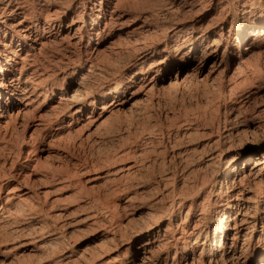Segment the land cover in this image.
Listing matches in <instances>:
<instances>
[{"label": "bare ground", "instance_id": "1", "mask_svg": "<svg viewBox=\"0 0 264 264\" xmlns=\"http://www.w3.org/2000/svg\"><path fill=\"white\" fill-rule=\"evenodd\" d=\"M126 1L80 0L77 8L83 18L64 27L61 14L70 6L66 1L54 8V0H0V129L10 124L8 119L26 116L36 99L46 92L51 100L36 107L37 122L31 126L25 122V127L65 135L83 120L76 116L86 113L90 131L107 113L111 115L123 108L140 93L148 95L168 78L169 85L192 76L227 81L228 87L234 85L243 76L249 57L264 48V0H215L211 10L224 16L211 18L206 25L204 20L210 13L204 6L206 0H175L159 15L151 12L136 21L121 22L127 13L123 8ZM196 11L197 15L187 16ZM167 22L170 24L165 25ZM158 31L157 44L147 43L146 39ZM121 41L133 44L134 50L124 67L126 76L113 74L97 93H85L92 78L104 71L98 61L106 56L108 48ZM48 42L60 45L59 56L52 62L65 67L52 70V65L47 71L49 65L43 66L38 53ZM162 52L167 53L165 57ZM176 66L187 72L172 79L169 70ZM163 70L167 75L160 78ZM151 72L156 75L151 77ZM236 96L222 113L223 130L214 142H207L201 149L186 147L175 154L187 166L181 173L173 174L181 185L169 188L157 201L159 214L154 222L138 230V245H122L124 252L115 257L109 253L94 255L85 264H264V140L237 149L227 158L233 146L228 139L232 141L237 133L244 132L238 130L239 126L252 128L253 132L263 128V121L258 118L264 108L258 106V91L252 88L245 87ZM100 102L103 103L98 107ZM96 106L101 111L94 114ZM252 110L254 114L248 118L246 114ZM67 117L72 120L64 124ZM240 161L245 168L239 165ZM30 193L27 187L8 191L0 210L20 207L33 195ZM31 218L38 220L37 215ZM93 221H99L97 214H93ZM56 225V232L45 236L47 243L55 245L72 228L65 223ZM39 238L30 240L34 244L30 250L33 255L46 243L41 244L43 238ZM134 249L139 253L142 250L139 261ZM78 252L66 249L53 264L74 262L82 255Z\"/></svg>", "mask_w": 264, "mask_h": 264}, {"label": "rangeland", "instance_id": "2", "mask_svg": "<svg viewBox=\"0 0 264 264\" xmlns=\"http://www.w3.org/2000/svg\"><path fill=\"white\" fill-rule=\"evenodd\" d=\"M65 1L70 6L61 14L64 27L75 19L83 18L80 16V8H77L80 0H54V8L61 7ZM174 1L128 0L123 5L127 13L121 22H132V19L136 21L151 12L159 15L164 12L162 10L170 8ZM214 2L215 0L204 2V6L210 10L204 20L205 25L211 18L224 16L221 12L219 15V11L211 10ZM194 15H197V11L192 15L187 14L188 17ZM168 24L170 22L165 25ZM159 31L153 32L146 42L156 45ZM211 40L212 37L209 41ZM59 46L57 42H48L43 49L38 46L41 48L38 57L44 62L43 66L49 65L48 69L46 67L47 71H51L52 65L55 68L52 70L65 67L64 64L52 62V58L59 56ZM132 46L127 41H121L118 46L108 48L106 56L98 61V67L101 66L104 71L100 76L92 78L84 92L97 93L100 86L107 84L116 74L125 77L124 67L129 62L130 53L134 51ZM162 54L165 57L167 53ZM221 54L222 52L219 56ZM249 59L250 62L247 60L249 64L244 69L245 74L236 79L234 85L228 87L227 81L200 80L202 77L197 76L188 78L186 82L179 81L169 85L168 78L167 81L159 82L148 93L149 96L140 93L123 108L111 115L107 113L90 131L87 130L89 121L86 113L84 116H76L83 120L76 123L75 129L70 132L72 134L57 136L51 134L53 132L34 131L35 127H25V122L29 126L37 122L36 107L43 105L44 100H51L50 93L46 92L36 99L31 107L33 110L26 112V116L20 115L17 120L8 119L10 124H3L0 129V208L4 205L3 198L8 191L27 187L33 195L27 198L28 201L22 202L20 207L0 210V264H48L51 261L49 264H53L66 249L79 250L78 253L83 256L76 262L65 264H85L94 255L109 253L115 257L124 252L125 246L121 247L122 245H129L131 242L138 245V230L154 222L159 214L157 201L166 194V190L174 185H181L179 180H174L173 174L177 171L181 173L187 166L175 154L186 147L201 149L207 142H214L223 130L222 113L225 107L237 98L236 95L243 88L258 91V106L264 108V48ZM192 66L193 64L190 65ZM81 71L77 72V76ZM169 71L168 76L172 79L177 74L187 72L177 66ZM161 74L158 75L160 78L167 75V72L163 70ZM154 75L156 72H151L150 76ZM53 104L49 103L51 106ZM99 111L101 110L97 109L93 113L97 114ZM253 114L254 110L246 115ZM258 119L263 121L264 128V114ZM71 120V117H67L64 124ZM20 121L24 125L18 124ZM239 127L238 130L244 132L238 134L235 131L237 134L232 137V141L228 139V144L233 142V146L231 145L232 150L227 158H231L237 149L264 140L263 128L254 129L253 132L252 128L247 130L244 125ZM251 164H255V159L251 160ZM131 165L134 166L131 170H125ZM239 165L246 167L243 161ZM167 176H170L169 180L166 179ZM93 214L99 216L98 222L92 223ZM36 215L38 220L32 221L31 217ZM54 223H65L72 227L66 238L58 240L55 245L47 243L48 238H45L48 233L56 232L53 231L54 228L58 229V225L55 226ZM28 224H32V230ZM34 237L43 238L41 244H47L45 243L44 249L34 251L33 255L30 250L34 244L30 240ZM133 251H136V259L139 261L142 250L140 253L138 249Z\"/></svg>", "mask_w": 264, "mask_h": 264}]
</instances>
